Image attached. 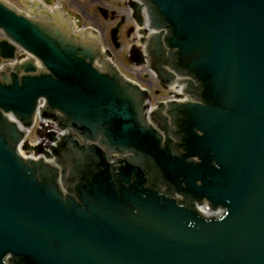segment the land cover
Returning a JSON list of instances; mask_svg holds the SVG:
<instances>
[{"label": "water", "instance_id": "water-1", "mask_svg": "<svg viewBox=\"0 0 264 264\" xmlns=\"http://www.w3.org/2000/svg\"><path fill=\"white\" fill-rule=\"evenodd\" d=\"M139 1L150 69L189 96L149 117L95 29L0 0V57L42 65L0 69V264H264V0ZM40 97L69 132L22 148L53 163L17 150Z\"/></svg>", "mask_w": 264, "mask_h": 264}, {"label": "flooded vegetation", "instance_id": "flooded-vegetation-1", "mask_svg": "<svg viewBox=\"0 0 264 264\" xmlns=\"http://www.w3.org/2000/svg\"><path fill=\"white\" fill-rule=\"evenodd\" d=\"M51 2L58 1V0H49ZM63 1V0H61ZM67 3V6L71 9L72 12H74L76 15H78L79 7H82L84 10L87 5H96L97 3H100V5H96L95 7L98 10V13L102 16L104 19H110L113 21V24L111 27L118 26V47H114L113 43L111 42V46L114 47V49H117L119 47L124 50V58L126 61H122V64L127 67V62L129 64H133L131 62V59L129 57L130 50L136 52L137 58H141L140 54L137 53L136 48L138 51H140V43H141V37L139 35V30H142L143 27L139 26V20H142L141 17L138 18L136 15L134 8V4L132 0H83L85 1V5L81 6L79 0H65ZM105 2H109L108 6H104L103 9L104 14L99 9L102 5H106ZM36 0H28L25 4H23V8L26 11H30L36 8L35 6ZM65 4V3H64ZM68 8V9H69ZM53 9V8H52ZM135 9V8H134ZM54 10H60V12L63 14V11H66V9H63V2L58 3L57 8ZM63 10V11H62ZM85 12V11H84ZM84 14V13H83ZM85 15V14H84ZM65 16L69 17L71 19V15L66 11ZM89 20L93 19V16L90 14L85 15ZM72 20V19H71ZM143 65V64H139ZM146 70V69H145ZM152 77H154L155 84L158 86L154 88V94L157 96L158 94H161L163 90H167L166 86H162L158 79L151 73ZM148 74L143 73L142 81H146L148 79ZM150 81V80H149ZM151 90V96H152V89Z\"/></svg>", "mask_w": 264, "mask_h": 264}, {"label": "rangeland", "instance_id": "rangeland-1", "mask_svg": "<svg viewBox=\"0 0 264 264\" xmlns=\"http://www.w3.org/2000/svg\"><path fill=\"white\" fill-rule=\"evenodd\" d=\"M9 2V4H13L15 6H17L19 9L25 10L23 8V4L24 0H7ZM28 1V0H25ZM56 2V1H55ZM63 2V8L66 9V11L72 13L73 16V20L75 22V25L78 27H83V26H96L98 27L101 32H102V43H104V47L105 48H110L112 54L114 55L113 61L116 63L117 66L121 67V73L126 75V77L131 78L135 81H139L141 84H144L145 86H147L149 89H152V96L151 99L154 100H158L160 98H164V97H168L169 95V90H163L161 91V94H158L157 96L154 94V88L158 87L155 84V80L154 77H152V75L145 70V67L142 65H132L129 64L127 62V67H125L122 64V61H126L124 58V50H122L121 47L114 49V47L111 46V42H110V26H112L113 21H111L110 19H104L102 18V16L98 13L97 8L95 7L96 5H100V3H97L96 5H87L86 4V8L83 10L82 7H79V12L78 15H76L74 12L71 11V9L67 6V2L65 0L61 1L58 0L56 3H61ZM80 5L83 6L85 5V1L83 0H79ZM65 3V4H64ZM106 5H102L101 7L103 8L104 6H108L109 2H105ZM69 8V9H68ZM85 11V12H84ZM90 14L91 16H93L92 20H89L84 14ZM0 38H2L1 32H0ZM143 73H147L148 74V79L146 81H142V77H143ZM150 80V81H149ZM156 86V87H155ZM41 128L36 127L31 135L33 138H38L41 135H38L39 131Z\"/></svg>", "mask_w": 264, "mask_h": 264}, {"label": "bare ground", "instance_id": "bare-ground-1", "mask_svg": "<svg viewBox=\"0 0 264 264\" xmlns=\"http://www.w3.org/2000/svg\"><path fill=\"white\" fill-rule=\"evenodd\" d=\"M52 12V11H51ZM73 25H74V28H75V24H74V21H73ZM77 29V28H76ZM33 55H30V54H27L25 55V58H32ZM35 62H36V65L38 66V68H42V65L39 63V61L37 59H35ZM179 90V87H177L176 91L178 92ZM20 126V125H19ZM32 155V154H31Z\"/></svg>", "mask_w": 264, "mask_h": 264}]
</instances>
